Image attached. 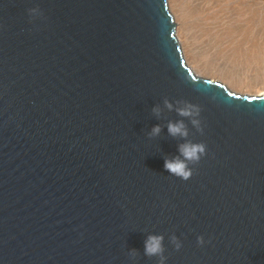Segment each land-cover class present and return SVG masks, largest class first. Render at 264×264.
<instances>
[{
  "label": "water",
  "instance_id": "1",
  "mask_svg": "<svg viewBox=\"0 0 264 264\" xmlns=\"http://www.w3.org/2000/svg\"><path fill=\"white\" fill-rule=\"evenodd\" d=\"M150 235L168 264H264V95L186 61L172 0H0V264H159Z\"/></svg>",
  "mask_w": 264,
  "mask_h": 264
},
{
  "label": "bare ground",
  "instance_id": "2",
  "mask_svg": "<svg viewBox=\"0 0 264 264\" xmlns=\"http://www.w3.org/2000/svg\"><path fill=\"white\" fill-rule=\"evenodd\" d=\"M172 3L175 14L178 15L182 24L186 25L181 28L180 36L187 47L188 61H192L199 72L213 73L212 67L208 66L211 62L218 65L220 70L217 72L222 75L220 71L224 59L232 60L245 56V46L250 47L249 53L258 54V51L252 50L254 44H248L245 40V36L250 33L248 27L252 20L257 14L262 13L256 8V3L247 1V4L241 8V4L233 8L237 11L234 21H242L228 26L213 25L212 23L221 19V13L217 12L214 15L211 13L220 10L223 5L227 7L229 0H172ZM210 24L216 27L213 28ZM234 84L238 85L236 81ZM258 95H264V86Z\"/></svg>",
  "mask_w": 264,
  "mask_h": 264
},
{
  "label": "rangeland",
  "instance_id": "3",
  "mask_svg": "<svg viewBox=\"0 0 264 264\" xmlns=\"http://www.w3.org/2000/svg\"><path fill=\"white\" fill-rule=\"evenodd\" d=\"M247 1L256 3L255 4L256 8L262 12L257 14L254 20H252L250 26L248 27L250 33L245 36L246 42L251 45L254 44V49L252 50H254V52L258 51V54L249 53L250 47L245 46L244 49L245 56L239 57V59H232V60L224 57L225 58L224 63H222V68L220 71L222 75H219L217 72V70H220L218 65H215L216 63L212 64L211 62L210 63L208 62L209 63L208 66L212 67L211 70L213 71V73L199 72L195 68V65L192 63V61L190 60L188 61V54L186 51L187 47L184 44L185 43L184 40H183L184 43L182 42V44L184 48L186 61L199 74L204 75L205 79L221 81L244 94L258 95V92L264 86V21H263L264 0H229L227 7L223 5L220 8V10L211 13L212 15H214L217 12L221 13V19L215 21L212 24L228 26L229 24H232L234 22L242 21V20L234 21L235 14L237 11H235L233 8L238 7L240 4H241L240 8L243 7V5L247 4L246 3ZM175 15L180 32L181 28L186 27V25L182 24L177 14ZM212 24H210V26L215 28L216 26H213ZM235 25H237V23H235ZM235 81L237 82L238 85L234 84Z\"/></svg>",
  "mask_w": 264,
  "mask_h": 264
},
{
  "label": "clouds",
  "instance_id": "4",
  "mask_svg": "<svg viewBox=\"0 0 264 264\" xmlns=\"http://www.w3.org/2000/svg\"><path fill=\"white\" fill-rule=\"evenodd\" d=\"M42 12L39 7H33L29 9V16L33 19L42 17ZM165 107L170 111L175 110L181 117L191 120V123L198 131L203 134L204 128L200 120L201 108L198 105H194L188 102L177 101L176 105H173L169 101H165ZM154 113L159 116L161 109L157 106ZM161 128L156 126L152 129L151 135L158 136L161 132ZM168 131L171 136L185 139L187 142L179 145V155L175 158L165 160L164 168L171 175L183 181H189L193 175L192 165L199 164L201 160L207 156V145L202 142L188 141L189 131L183 120L172 122L168 124ZM171 242L175 249L179 251L183 247L182 241L173 236ZM198 243L204 246L206 241L203 236L198 237ZM165 237L163 235H150L144 245V255L148 258H158L159 264H168V257L165 255ZM136 252L133 250V255Z\"/></svg>",
  "mask_w": 264,
  "mask_h": 264
}]
</instances>
